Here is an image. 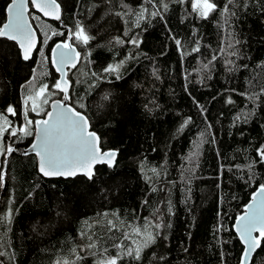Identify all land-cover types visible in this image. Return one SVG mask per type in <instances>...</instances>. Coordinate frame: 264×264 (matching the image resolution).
Listing matches in <instances>:
<instances>
[{
  "label": "trees",
  "instance_id": "1",
  "mask_svg": "<svg viewBox=\"0 0 264 264\" xmlns=\"http://www.w3.org/2000/svg\"><path fill=\"white\" fill-rule=\"evenodd\" d=\"M57 1L62 7L60 21L31 11L38 17L33 24L40 38L33 58L23 60L18 45L0 37V127L8 126L0 136V146L11 144L15 149L10 155H0L5 173L0 185V217L12 213L10 225L0 224V262L56 264L59 257L74 259L71 250L77 249L82 257L78 264H97L104 249V255L116 256L121 249L115 245H139L142 236L123 224L140 225L159 210L163 222L171 227L161 230L140 261L124 256L118 264H241L245 246L233 226L253 192L264 184V163L256 151L264 146V95L254 102L245 95L264 87V0H233L230 28L223 13L227 0H213L218 10L206 19L193 10L192 0H161L160 5L155 0ZM8 3L0 0V23L6 20ZM163 3L168 4L163 19L145 12L146 18L137 26L133 10L163 11ZM78 22L92 39L88 45L76 41L79 51L89 55L67 70L68 102L88 116L102 149L118 150L117 167L97 166L91 182L84 175L41 176L36 156L24 155L33 140V124L29 126L32 135H9L30 118L44 116L52 99L63 98L52 87L59 81L51 63L52 48L67 39L68 30ZM52 32L64 35L52 36ZM170 32L182 39L183 55ZM229 32L239 41L235 45L238 58L228 56ZM137 36L138 47L125 42ZM44 40L47 43L42 44ZM193 41L200 45L199 53L191 52ZM221 48L227 50L221 52ZM214 53L219 59L209 70L197 72ZM225 58L234 61L232 71L226 69ZM125 59L122 79L93 80L92 73L100 74L109 64ZM94 83L97 86L89 94ZM41 84L48 85L47 104L35 95ZM28 86H34L30 93ZM106 92L110 100L97 107ZM28 96L38 99L36 111H25ZM192 98L207 109L206 116ZM228 99L234 103H226ZM79 102L85 109L79 108ZM9 106L14 113L6 111ZM253 108L247 123H234L235 117ZM186 117L192 123L178 135L177 128ZM208 123L215 141L202 145L199 166L186 183L182 173L190 165L185 158ZM154 168L158 176L151 171ZM106 211L122 222L112 232L105 231L99 216ZM33 225H38L36 230ZM121 229L128 239L121 236ZM82 231L101 237L95 250L86 247ZM250 264H264V241Z\"/></svg>",
  "mask_w": 264,
  "mask_h": 264
},
{
  "label": "snow or ice",
  "instance_id": "2",
  "mask_svg": "<svg viewBox=\"0 0 264 264\" xmlns=\"http://www.w3.org/2000/svg\"><path fill=\"white\" fill-rule=\"evenodd\" d=\"M157 5L161 4V0H155ZM176 2H182V0H176ZM34 9L39 10L44 16L49 15L48 9L58 10L59 5L56 4L55 0H9V3L5 7L6 22L0 23V37L7 38L11 41H17L19 47L22 49V55L25 60L29 59L27 52L32 48L35 43V30L32 27L30 21L38 19L34 14L28 13V5ZM233 0H227V3L223 6V13L225 14V24L228 27H231L229 23L230 18L235 15L231 10V5ZM163 11H149L148 8H140L138 11L133 10L132 14L136 17L137 26L139 21L145 19V12L148 13V16L159 17L163 19L164 13L167 11L168 4L163 3ZM193 10L199 13L200 18L206 19L210 14L218 10V5L212 0H193L192 4ZM28 13V15H26ZM127 11L125 15H127ZM56 20H61L60 15H55ZM69 35L67 39L59 41L52 48L51 63L55 67L56 72L61 76V80L55 82L52 87L58 90L61 93H64L62 99L53 100L51 103L52 111H46L44 113L45 119L37 120L35 122L28 120L26 124L22 125L19 130L12 128L9 131V135L17 138H22L23 136L32 135L30 125L35 123L36 132H35V142L30 145L31 152L35 153L38 158V170L44 177H75L78 174V170H82V174L90 182L94 180L96 176L95 167L96 165H104L109 170H114L117 167V156L118 150L108 149L104 150L101 147V138L97 135L95 131H90V121L86 114L83 111H77L76 107L69 106L66 101L70 99L67 95L68 93V82L63 80V77L67 74L69 68H76L78 62L81 60L88 59V53L77 51L76 41H79L80 44L88 45L90 39L89 35L86 34V29L79 22L76 26L68 30ZM52 36L64 35L61 32H52ZM170 38L173 40L174 44L177 46L178 52L181 55L184 54L185 49L182 43V39L169 33ZM229 41L227 43V49H231L228 52V56L237 57L238 51L235 45L239 44L238 40L232 39V33L229 32ZM120 42V41H118ZM128 44L133 45L134 47L139 46V39L137 37H130L127 41ZM41 43H47V40L41 41ZM227 49L221 48V52H225ZM192 53L200 52V45L193 41V47L191 49ZM135 59V55L130 57ZM219 57L214 53L210 60L207 62H202L201 68L197 69V72H204L209 70V66ZM125 60H120L115 64H109L102 70V73H92V78L94 81L97 79L100 82H106L108 76H113L116 80L122 79V73L120 69L124 66ZM225 67L228 71L233 70L234 61L232 59L225 58L224 60ZM104 74H107L104 75ZM155 75V70L153 72ZM35 74L33 80H35ZM158 78V77H157ZM210 78V77H208ZM203 83V79L199 81ZM32 81H29L31 84ZM63 83V87H62ZM97 85L94 83L90 86L89 94H91V89H95ZM48 85L41 84L37 91L36 97L41 98V104L48 103ZM55 95V93H53ZM248 99L252 102L258 101L261 95H264V87L260 91L246 93ZM110 93H104L101 97V103L97 107H103V102L110 100ZM193 99L194 105L200 109L201 115L206 116L207 109L201 105L198 101ZM27 106L25 111L31 110L36 111L37 105L33 96H28L24 101ZM77 103L76 101L73 102ZM226 103H234L231 99L226 100ZM78 106L81 110L85 109V104L79 102ZM147 107V106H146ZM6 111L8 113H14V109L9 106ZM255 112V108L251 109L249 112L243 113L235 117L234 123H247L251 118L252 114ZM3 117L0 116V119ZM192 123L191 117H186L182 120L181 124L177 128V134H182L185 128ZM212 125L208 123L204 130L198 132L197 140L193 141V149L190 151L189 156L185 159L190 165L188 168L184 169L182 175H185V182L189 183L191 177L195 175V169L199 166V156L201 155L200 149L205 143H214L215 137L211 133ZM6 129L0 127V135ZM211 136V140L208 137ZM15 149L11 144L6 147L0 146V155H10ZM257 156L259 157V162L264 163V146L258 148ZM24 155H29L28 152H25ZM237 169H240L241 165H235ZM247 168L251 172L252 164L247 165ZM154 175L158 176L160 174L159 170H151ZM5 173L3 168L0 167V185H2L4 180ZM149 181L152 180L151 177L148 178ZM251 179V177H250ZM155 191V189H153ZM190 192L191 189L189 188ZM187 202V200H186ZM148 203L147 200L143 202V205L146 206ZM247 211L242 215L236 218V223L233 226L236 233L239 234L240 241L243 242L245 248L242 251L241 264H248V257L258 248L261 247V242L264 241V184L259 186L257 192L253 194V200L247 206ZM169 214H171V207L169 204ZM59 215V213H57ZM11 211L8 212L6 217H0V224L8 223L11 224ZM105 223V231L112 232L113 229H116L121 225V221L116 217L114 213L104 212L99 214ZM111 217V218H109ZM162 213L157 210L151 218H144L143 223L140 225L133 224H123V227L130 228L133 233L138 236H142V242L136 247H129L125 244L115 245L117 248L121 249L118 251L116 256L104 255L107 253V249L103 250L101 253L100 259L97 261V264H118L124 256L131 257L136 261H140L142 257V252L144 249L149 248L156 241L157 236L160 235V232L163 228H170L171 224H165L162 220ZM99 222V221H98ZM38 225H33V230H36ZM153 229L149 231V229ZM258 232L259 235H254ZM81 236L87 241L86 247L89 250H95L98 247V243L101 240V237L95 232L82 231ZM121 236L124 239H128L129 235L124 233L121 229ZM3 255V253H0ZM71 255L75 257L74 259H66L64 257H59L56 261V264H78L82 259L79 255L77 249L71 250ZM2 264V262H0Z\"/></svg>",
  "mask_w": 264,
  "mask_h": 264
},
{
  "label": "water",
  "instance_id": "3",
  "mask_svg": "<svg viewBox=\"0 0 264 264\" xmlns=\"http://www.w3.org/2000/svg\"><path fill=\"white\" fill-rule=\"evenodd\" d=\"M55 2H56V4H58L59 5V9L58 10H53V9H48V11H49V15L48 16H44L41 12H39V10H37V9H34L32 6H31V4H29L28 5V13H31V11L32 10H34L35 12H37V13H39L40 15H42L44 18H46L47 20L49 19V20H56L54 17H55V15H60L61 16V18H62V7H60V3L57 1V0H55ZM28 13H26V15H28ZM6 19H7V17H6ZM56 21H60V20H56ZM4 22H6V20L4 21ZM30 23L32 24V27H33V29L35 30V43L33 44V46H32V48L27 52V55L29 56V59H31V58H33V55H34V53H35V51H36V49H37V45H39V40H40V38H39V34L37 33L38 31H37V29L35 28V26H34V24H33V21H30ZM1 38H3V37H1ZM4 39H7V38H4ZM7 40H9V39H7ZM9 41H11V40H9ZM12 42H14V43H16L18 46V48H19V50H20V53H21V56H22V58H23V55H22V49L19 47V44H18V42L17 41H12ZM55 46V45H54ZM76 50L77 51H79V49H78V47L76 48ZM29 59H27V60H25L24 58H23V60H25V61H28ZM79 63V62H78ZM68 72V71H67ZM62 78H61V76H60V74H59V81L61 80ZM63 80H66L67 82H68V91H69V89H70V82H69V79H68V77H67V74L63 77ZM64 85H63V83H62V87H63ZM63 95H65L64 93H63ZM67 95H68V93H67ZM57 99H62V98H55V99H52L51 101H50V103H49V108H48V110H46V111H52L53 109H52V107H51V103H52V101L53 100H57ZM66 103L69 105V106H72V107H74V105H72L71 103H69L68 101H66ZM77 109V108H76ZM77 111H79V110H77ZM85 114V113H84ZM46 117H45V115L44 116H42V117H40V118H38L37 120H41V119H45ZM36 120V121H37ZM89 121H90V119H89ZM34 125V134H33V140H32V143L33 142H35V132H36V127H35V124H33ZM89 130L90 131H94V130H92L91 129V122H90V128H89ZM97 133V132H96ZM97 135H98V133H97ZM99 136V135H98ZM100 137V136H99ZM31 143V144H32ZM100 143H101V141H100ZM26 152H28V153H32L31 152V148H30V146L28 147V149L27 150H25ZM32 154H34L35 155V153H32ZM36 156V155H35ZM118 157V156H117ZM36 158H37V156H36ZM117 159V158H116ZM37 164H38V158H37ZM97 166H99V165H96V167ZM96 167H95V169H96ZM78 173H80V174H78V175H83L82 174V170H78ZM40 175H41V173H40ZM77 175V176H78ZM41 176H43V175H41ZM47 178H59V177H47ZM62 178H65V177H62ZM67 178H71V177H67ZM259 189V188H258ZM258 189L255 191V192H257L258 191ZM255 192H253V194L255 193ZM252 200H253V196H252V199L250 200V202H248L247 203V205L249 204V203H251L252 202ZM246 205V206H247ZM245 206V210H244V212H246L247 211V207ZM243 212V213H244ZM242 213V214H243ZM241 214V215H242ZM235 223H236V221H235ZM257 234H259L258 232H256V233H254V235H257ZM237 235L239 236V234L237 233ZM243 246H245V245H243ZM258 249H256L249 257H248V264H250L251 263V261H252V257L254 256V254H255V252L257 251Z\"/></svg>",
  "mask_w": 264,
  "mask_h": 264
},
{
  "label": "rangeland",
  "instance_id": "4",
  "mask_svg": "<svg viewBox=\"0 0 264 264\" xmlns=\"http://www.w3.org/2000/svg\"><path fill=\"white\" fill-rule=\"evenodd\" d=\"M192 1H193V0H192ZM212 2H213V0H212ZM77 47H78V46H77ZM26 90H27V93H30V92H32V91L34 90V86H28ZM34 99H35V98H34ZM35 103H36V105H38V104H37V103H39V102H38V99H35ZM38 109H39V108H38ZM30 120L33 121V122H35V121L37 120V118H36V119H31V118H30ZM34 120H35V121H34ZM24 124H25V123H23L22 125H24ZM33 124H34V123H33ZM5 125H7V124H5ZM5 125H2V128L6 129V128L8 127V126H5ZM22 125H21V126H22ZM21 126H20V127H21ZM0 136H1V135H0Z\"/></svg>",
  "mask_w": 264,
  "mask_h": 264
}]
</instances>
